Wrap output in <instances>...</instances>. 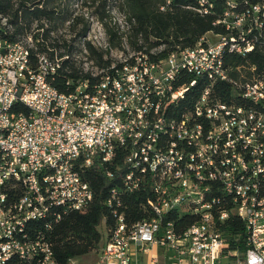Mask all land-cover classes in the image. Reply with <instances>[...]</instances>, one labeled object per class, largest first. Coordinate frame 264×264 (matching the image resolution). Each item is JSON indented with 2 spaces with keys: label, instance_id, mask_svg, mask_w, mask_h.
I'll use <instances>...</instances> for the list:
<instances>
[{
  "label": "built area",
  "instance_id": "1",
  "mask_svg": "<svg viewBox=\"0 0 264 264\" xmlns=\"http://www.w3.org/2000/svg\"><path fill=\"white\" fill-rule=\"evenodd\" d=\"M207 1L201 12L208 11ZM228 4L222 21L235 33L218 35L216 42L204 37L164 62H150L141 52L134 68L114 64L121 85H112L106 69L95 82L87 78L61 91L52 84L61 67L51 64L48 53L33 58L32 51L0 37V264H57L45 234L22 227V218L38 222L39 213L52 210L51 225L85 209L94 190L82 172L96 162L116 184L108 199L116 223L100 264H144L146 256L160 264V251L164 264H264V70L253 66L250 77L234 79L222 60L224 45L245 56L261 44L264 2L246 10L255 11V21H246V11L234 12L235 0ZM215 62H222V70H215ZM204 72H211L212 82L233 83L246 103L214 100L207 86L193 109L169 116L177 96ZM182 74L194 77L177 86ZM8 102H17V109L3 115ZM135 153H142V161H134ZM146 183L153 215L129 223L119 211L120 195ZM182 196L203 197V204L180 206ZM237 204H245V211H237ZM13 211H21V218H13ZM175 211L196 216L199 229L178 230L168 218ZM230 215L246 223L243 253L227 250L228 238L219 230ZM15 231L24 240L15 241ZM9 252H16V260H9Z\"/></svg>",
  "mask_w": 264,
  "mask_h": 264
},
{
  "label": "trees",
  "instance_id": "2",
  "mask_svg": "<svg viewBox=\"0 0 264 264\" xmlns=\"http://www.w3.org/2000/svg\"><path fill=\"white\" fill-rule=\"evenodd\" d=\"M89 5L97 4L95 14L102 22L107 34L108 42L115 48L126 51L123 45L126 39L134 53H145L153 61L166 58L174 51L194 47L208 33L215 35L235 33L228 30L222 21L225 13L230 10L228 4L232 0H208L204 10L200 0H114L116 9L123 15L125 28L117 23L108 22L112 19V8H108L109 0H85ZM73 0H0V14L8 19L6 37L10 41H23L32 36L36 46H28L34 58L38 52H46L51 57L63 58L61 68L52 79V84L61 91L70 92L84 79L95 82L98 78L86 71L75 57L76 47L74 41L77 36L68 40L63 35H58L60 29L68 24L70 33H75L77 26L82 22L81 15H75L70 8ZM234 12L242 13L251 5L264 2V0H235ZM164 7V8H162ZM89 30L87 23L77 32L78 37L86 38ZM26 41V40H25ZM88 56L95 65L110 68L113 59L108 55L109 50L94 46L91 41L84 40ZM155 49V50H154ZM82 51V50H81ZM121 63L117 62L116 64ZM122 65V63H121ZM225 65L229 68L232 78L238 79L245 75L250 77L256 71L264 70V38L261 44L247 55L228 52L225 55ZM192 74H182L176 82L177 86L190 82ZM211 86L214 100L226 103L245 104L246 100L238 94L233 83L225 80L212 82L204 76L199 77L194 86H191L177 103L168 108L169 116H179L183 112L194 108L203 90ZM20 109H28L20 105ZM124 153L115 159L119 162ZM82 175L94 190L91 203L83 210L69 212L58 222L48 225L45 222H33V231H42L49 240L57 264H67L70 260L87 255L100 249V244L113 230L116 217L114 206L108 204L111 197V188L116 185L106 174L104 166L99 163L83 170ZM153 198L149 183L140 190L120 195L122 206L129 223H136L151 218L153 213L148 207V200ZM177 226L184 229L197 221V217L178 211L168 215ZM228 238L227 250L245 252L246 223L241 218L230 215L225 224L219 228Z\"/></svg>",
  "mask_w": 264,
  "mask_h": 264
},
{
  "label": "rangeland",
  "instance_id": "3",
  "mask_svg": "<svg viewBox=\"0 0 264 264\" xmlns=\"http://www.w3.org/2000/svg\"><path fill=\"white\" fill-rule=\"evenodd\" d=\"M90 3L91 1H88V3H86L85 0H73V2L70 5L71 11L75 15H81L83 17V20L81 23L78 24L75 33L73 34L70 33L68 29V24H65V26L60 29L58 35H63L68 40H71V37L77 36V39L74 41V45L76 47L75 57L78 60V63L83 66L84 70L86 71L90 70L92 74H97L100 68L97 67V65L93 64V60L89 58L88 51L85 49V44H84L85 38H80L77 35V32H79L82 29L83 24L87 23L89 25L88 32H90V35L93 38L94 37L96 39L104 38L108 42V38H107V34H105L104 26L102 22L99 20V18L97 17V15L95 14L97 4L89 5ZM108 8L110 9L112 8L113 17L112 19L108 18L107 21L108 22L110 21L113 24L117 23L121 26V28L124 29L125 24H124L123 15L116 9V2L114 0H109ZM90 35H88L87 33L88 37L86 38V40H89L92 43L93 39L91 40L89 39ZM29 37H32V36H28L24 38L23 41L26 44H28V46L35 47L36 46L35 39L29 38ZM218 38L219 36L215 35L214 33L209 34V40H215ZM93 45L102 49L96 44H93ZM123 45L126 48V51L121 50L119 48H115L111 45L112 50L108 51V55L113 59V65L116 64L117 62H124L126 59H131L132 56L135 54L134 51L128 45L126 39H124ZM103 243H104V240L101 242L99 250L93 251L87 255H84L78 258H74L72 260L74 261L75 264H100L101 263V250H102ZM139 260H140V263H142L141 257H139ZM159 261H161L160 264H164L165 262L164 254L162 251H160V254H159ZM143 262L144 264H151L148 256L144 257Z\"/></svg>",
  "mask_w": 264,
  "mask_h": 264
},
{
  "label": "bare ground",
  "instance_id": "4",
  "mask_svg": "<svg viewBox=\"0 0 264 264\" xmlns=\"http://www.w3.org/2000/svg\"><path fill=\"white\" fill-rule=\"evenodd\" d=\"M168 2H170V0H168ZM200 3L203 4V0H200ZM246 21H255V11H246ZM7 26H8V19L0 14V37L5 36ZM88 35H90V32H88ZM87 37L88 36H86V38ZM92 44H96L104 50H112L111 45L104 38L96 39L94 37V39L92 40ZM10 45H18L20 49L24 51H29V48L24 41H10ZM228 52H231V45L222 46V60H225V55ZM169 55H172V53ZM164 60L165 58L158 61H153L150 59V62H164ZM61 62L62 60L58 56L51 57V64L53 66L60 67ZM134 65H139V54L136 53L132 56L131 59H126L122 63L121 70H128V68H134ZM106 69H108V75L110 76L112 85H121V75H117L116 67L112 65L110 68L109 67L102 68L99 71H106ZM215 70H222V62H215ZM92 75L97 76L99 75V72L97 74H92ZM203 76L211 79V72H204ZM196 81H194V84L196 83ZM190 87L191 86L186 87V91ZM182 96L183 95L177 96V102ZM15 109H17V102H8L7 107L3 108V115H10L11 113H15ZM134 161H142V153H135ZM261 196L264 197V187H261ZM191 204H203V197L182 196V199H180V206H188ZM237 211H245V204H237ZM13 218H21V211H13ZM52 219H53L52 210H45V212L39 213L38 216L39 222L41 221V222L49 223L50 220ZM33 222H35V216H25V218H22V227H31V223ZM192 223L193 224L190 225V230L199 229V222H195V223L192 222ZM22 240H24V233H22V231H15V241H22ZM9 260H16V252H9Z\"/></svg>",
  "mask_w": 264,
  "mask_h": 264
},
{
  "label": "crops",
  "instance_id": "5",
  "mask_svg": "<svg viewBox=\"0 0 264 264\" xmlns=\"http://www.w3.org/2000/svg\"><path fill=\"white\" fill-rule=\"evenodd\" d=\"M209 34H210V33H208V34L205 36L209 42H216V41L219 40V38H218V39H215V40H209Z\"/></svg>",
  "mask_w": 264,
  "mask_h": 264
}]
</instances>
